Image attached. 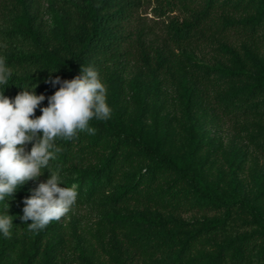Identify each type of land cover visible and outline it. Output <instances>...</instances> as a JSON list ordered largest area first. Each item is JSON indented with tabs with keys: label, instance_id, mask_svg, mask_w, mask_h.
Returning <instances> with one entry per match:
<instances>
[{
	"label": "trees",
	"instance_id": "obj_1",
	"mask_svg": "<svg viewBox=\"0 0 264 264\" xmlns=\"http://www.w3.org/2000/svg\"><path fill=\"white\" fill-rule=\"evenodd\" d=\"M154 2L157 15L170 18L161 35L136 23L143 0H2L8 37L24 45L5 55L13 69L9 85H0L5 96L36 84L46 107L59 88L46 80H70L89 66L106 86L111 117L90 121L94 135L58 140L63 151L49 169L59 171L61 186H76L74 206L105 208L113 228L99 242L108 261L87 247L71 257L78 231L65 216L28 231L23 200L49 178L44 169L0 202V214L13 219L11 238L0 233V264H133L140 253L152 264H264V174L256 192L241 197L245 152L225 149L208 128L252 120L264 153V0ZM232 34L243 40L234 44ZM202 40L217 41L223 61L198 59ZM196 210L204 213L191 221L181 215Z\"/></svg>",
	"mask_w": 264,
	"mask_h": 264
},
{
	"label": "clouds",
	"instance_id": "obj_2",
	"mask_svg": "<svg viewBox=\"0 0 264 264\" xmlns=\"http://www.w3.org/2000/svg\"><path fill=\"white\" fill-rule=\"evenodd\" d=\"M12 75L13 69L0 56V85H9ZM45 83L59 88L47 97L48 104L42 108L46 97L35 93L36 84L23 87L14 99L4 95L5 87L0 90V202L11 198L26 182L43 175L44 169L50 173L23 200L20 219L30 232H39L59 221L76 204V186H61L59 171L49 169L50 161L63 151L57 141L73 140L80 132L94 135L90 121H106L112 113L106 102V86L94 67H81V74L70 80L57 76ZM37 108L42 113L38 117ZM12 227V216L0 214V233L5 238H11Z\"/></svg>",
	"mask_w": 264,
	"mask_h": 264
},
{
	"label": "rangeland",
	"instance_id": "obj_3",
	"mask_svg": "<svg viewBox=\"0 0 264 264\" xmlns=\"http://www.w3.org/2000/svg\"><path fill=\"white\" fill-rule=\"evenodd\" d=\"M46 3V2H45ZM154 0H143L142 5L136 11V23L144 25L151 29L155 34H164L166 24L169 22V16H158L154 10ZM182 10L177 9L173 14L182 16ZM10 27L8 19V11L4 9L2 0H0V56L5 57L11 45L17 48H22L24 45L21 40L10 39L7 31ZM230 40L234 44H238L243 39L241 36L232 34ZM219 43L217 41L202 40L200 46L195 48L194 52L201 61L215 66L218 61H223L222 53L219 51ZM211 136L216 137L218 142L222 143L225 149L232 146L239 147L244 154V160L241 164V169L238 170V182L241 186V197L244 195H253L257 189V177L264 174V153L258 142L253 140L254 123L252 120H245L242 116L239 118H225L220 124H211L208 126ZM224 159L220 160L213 167L214 173L216 167L221 165ZM226 167V165H224ZM105 208L99 207L92 203H80L74 206L63 218L68 229L73 231L77 227L78 233L74 234L72 247L70 249L71 257L78 256L81 247L94 248L103 260L108 261L109 255L100 246V240L106 242L111 237L113 225L103 219ZM204 211H181V215L187 221H191L196 217H200ZM214 210L208 211V214L213 215ZM88 241V242H87ZM93 245V246H92ZM107 248L109 246L107 245ZM111 264V263H109ZM133 264H152V259L147 255L137 254Z\"/></svg>",
	"mask_w": 264,
	"mask_h": 264
}]
</instances>
